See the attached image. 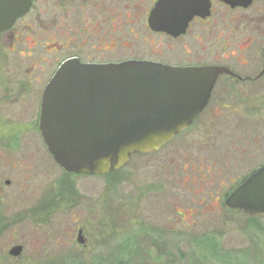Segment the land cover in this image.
Masks as SVG:
<instances>
[{
    "label": "rangeland",
    "instance_id": "obj_1",
    "mask_svg": "<svg viewBox=\"0 0 264 264\" xmlns=\"http://www.w3.org/2000/svg\"><path fill=\"white\" fill-rule=\"evenodd\" d=\"M256 59L249 65L260 67ZM0 72V264H264V218L233 215L215 201L264 163V77L242 94L239 115L224 111L210 131L198 125L113 176H68L31 124L34 106L18 103L14 77L7 84L13 72ZM195 164L212 170L201 200L185 189L182 167ZM164 172L175 175L172 205L183 216L147 192L167 181ZM143 217L154 235L140 229ZM16 245L24 247L18 257L10 254Z\"/></svg>",
    "mask_w": 264,
    "mask_h": 264
},
{
    "label": "flooded vegetation",
    "instance_id": "obj_2",
    "mask_svg": "<svg viewBox=\"0 0 264 264\" xmlns=\"http://www.w3.org/2000/svg\"><path fill=\"white\" fill-rule=\"evenodd\" d=\"M228 51L230 54L225 56ZM253 58L260 60V67L249 65ZM127 62L194 69L224 67L232 72L221 74L210 92L205 90L203 99L207 96L208 99L187 129L158 151L137 154L144 158L161 153L198 125L210 131L212 125L221 124L226 110L239 115V108L248 103L242 101V94L245 95L249 84L264 77V0H33L24 15L0 32V71L13 72L8 75L7 84L15 82L11 80L14 77L21 88L22 98L18 103L24 107L34 106L35 117L31 124L40 135L43 95L56 72L67 65L96 67ZM251 72L260 73L253 76ZM200 81L205 85L198 86L199 96L195 99H202V91L208 83L207 79ZM182 169L189 179L186 193L199 199L207 195L205 189L212 170L196 164ZM164 175L167 181L153 182L147 192L153 195L160 192L158 204H171L170 207L177 212L181 210L178 213L183 216V210L172 205L176 197L173 193L175 175L167 177L165 172ZM248 175L233 184L237 186ZM143 187L139 193L142 200L147 196ZM232 191L224 201L222 196H216L215 201L227 206L226 199ZM228 210L233 215H248ZM143 219L144 222L140 220L138 224L140 229L146 231L145 236L154 235L152 231H155L147 230L149 225L145 217Z\"/></svg>",
    "mask_w": 264,
    "mask_h": 264
},
{
    "label": "water",
    "instance_id": "obj_3",
    "mask_svg": "<svg viewBox=\"0 0 264 264\" xmlns=\"http://www.w3.org/2000/svg\"><path fill=\"white\" fill-rule=\"evenodd\" d=\"M32 1L0 0V32L24 15ZM223 73L232 72L224 67L176 68L153 62L67 65L45 89L39 129L66 173H113L126 166L132 155L154 153L187 129L208 99H203L205 90L210 92ZM200 79L208 80L203 100L195 99L198 86L205 85ZM200 102L199 107L194 105ZM226 205L264 218V164L237 185ZM78 235L84 243L83 230ZM23 249L16 245L10 254L18 257Z\"/></svg>",
    "mask_w": 264,
    "mask_h": 264
},
{
    "label": "trees",
    "instance_id": "obj_4",
    "mask_svg": "<svg viewBox=\"0 0 264 264\" xmlns=\"http://www.w3.org/2000/svg\"><path fill=\"white\" fill-rule=\"evenodd\" d=\"M119 172H121V171H117V172H115V173H111V174H108V175H106V176H113V175H115V174H118ZM68 176H71V175L68 174ZM253 219H258V218H253Z\"/></svg>",
    "mask_w": 264,
    "mask_h": 264
}]
</instances>
